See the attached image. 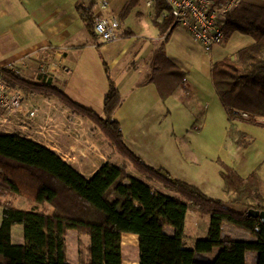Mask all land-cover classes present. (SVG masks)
Wrapping results in <instances>:
<instances>
[{
  "label": "trees",
  "instance_id": "trees-1",
  "mask_svg": "<svg viewBox=\"0 0 264 264\" xmlns=\"http://www.w3.org/2000/svg\"><path fill=\"white\" fill-rule=\"evenodd\" d=\"M143 1L126 0L117 16L120 24ZM78 11L92 36L100 39L93 7L80 4ZM151 12L162 42L141 84L155 83L162 100L180 92H184L180 99L187 98L189 91L182 88L187 74L166 55V43L177 27L171 7L166 0H154ZM164 12L167 17L159 21ZM223 29L225 40L234 32L253 38L251 44L211 67L216 95L227 113L228 140L232 146L244 148L250 135L237 122L264 118V7L240 1L227 12ZM133 35L132 30L124 29V37ZM17 70L0 67V79L28 94L54 98L73 114L88 119L141 177L130 173L126 165L106 162L87 178L36 140L0 131V264H69L65 237L70 231L89 239L88 260L80 258L77 264H122L121 252L109 246L113 232L137 236L139 264H247L248 252L255 253L256 264H264V223L247 214L249 209L264 211L262 164L244 178L219 159L227 200L211 197L166 168L148 164L126 145L121 123L114 118L122 95L107 66L109 91L103 114L76 102L57 85L27 78ZM153 182L175 195L157 190ZM14 196L26 198L32 207L17 205ZM189 211L254 236L189 239L185 234ZM15 225L23 226V243L12 241Z\"/></svg>",
  "mask_w": 264,
  "mask_h": 264
},
{
  "label": "crops",
  "instance_id": "crops-1",
  "mask_svg": "<svg viewBox=\"0 0 264 264\" xmlns=\"http://www.w3.org/2000/svg\"><path fill=\"white\" fill-rule=\"evenodd\" d=\"M125 1L0 0V67H18L23 76L38 82L55 84L76 102L93 109L98 114H103L104 100L109 91L107 66L122 95V103L115 111L114 118L121 123L126 145L148 164L164 167L173 176L196 185L207 195L227 200L222 188L221 166L218 163L209 165L211 174L207 177L204 170L208 168L204 165H188L189 160L184 159L177 141L173 118L177 117L180 126L183 115L187 118H195V121L200 118L201 121L197 122H201V128L199 127L198 130L203 132L208 128L215 112L221 115L223 112L224 117L223 115V118L219 117L223 119L224 137L228 141V145L224 143L223 148L228 146L233 152L244 149L246 153L237 159L231 157L229 153L228 160H224L225 163L237 169L244 178L258 166L255 164L256 161L262 163L264 118H256L254 122L238 121V127L250 135V143L244 148L233 147L227 137L229 127L227 113L216 95L211 78V67L214 62L227 55H234L239 49L251 44L253 38L250 35L234 32L223 44L214 46L210 51H206L200 44L202 49L200 53L192 45H185L182 38L183 31L179 33L177 26L166 43V55L187 74L185 78H188L189 82L187 86L182 82V88L189 91V97L180 99V95H184V92H180V95L162 100L155 83L141 84L150 71L154 53L162 42L146 0L132 11L123 24H120L119 38L113 42L94 38L78 11V5L84 4L93 7L98 18L118 16ZM240 1L264 7V0ZM146 15L152 19L154 27H148L147 32L139 25V28L135 27L134 22L131 21V18H134L137 19L135 22L137 23ZM125 28L132 30L134 35L124 37ZM233 36H236L237 42L245 41V46L234 52H226L227 41ZM114 42H119L117 47L113 45ZM127 54L128 60L121 65L122 58ZM47 58L50 59L46 60ZM42 65L48 67L45 76L40 73ZM114 69L117 70L118 76L113 75ZM132 76L135 78L127 82ZM124 86L127 87L126 91ZM28 95L33 98L35 106L39 107H33L37 109L36 116L27 119L30 121L27 123L22 114H16L18 121L15 127L20 132H7L36 140L56 152L87 178L106 162L120 163L117 153L109 146L105 136L95 129L88 119L73 114L54 98ZM186 131H189L188 127ZM190 166H195L193 172H190ZM128 171L139 176L129 168ZM262 177L264 179V169ZM170 191L163 192L175 195ZM189 212L186 217V236H188L186 229ZM195 218L196 230L203 233L202 221L207 219L199 216ZM121 234V238L123 236L134 238L138 247V238L135 234ZM233 234L223 235L233 238L244 235L240 232ZM253 236V233L248 235L249 238ZM200 238L208 237H192V239ZM122 257V264H139V255L133 262H129L127 257ZM246 260L247 264H256L255 253L248 252Z\"/></svg>",
  "mask_w": 264,
  "mask_h": 264
},
{
  "label": "rangeland",
  "instance_id": "rangeland-1",
  "mask_svg": "<svg viewBox=\"0 0 264 264\" xmlns=\"http://www.w3.org/2000/svg\"><path fill=\"white\" fill-rule=\"evenodd\" d=\"M137 19L131 18V21L134 22V26L137 28H141L143 31L147 32V28H154L152 19L146 15L144 19L138 20ZM139 25V27H138ZM179 27V33L183 31L182 38L185 41V45H192V47H195L198 52L202 53V49L199 46L200 44L197 43L191 36V34L187 31V29L183 26H178ZM181 35V34H179ZM119 42H114L113 45L117 47ZM245 46V41L244 42H237L236 41V36H233L231 39L227 41L226 44V52H234L238 48H241ZM182 50V49H181ZM129 58V55L127 54L124 58H122L121 65H123L124 62H126ZM118 72L116 69H114L113 75H117ZM135 78V76L129 77L127 79V82H130L131 79ZM124 90H127V87L124 86ZM26 93V92H25ZM30 100V102H28ZM25 101L28 103L29 107H35L39 108L38 106H35V103L33 101V98L29 96L27 93L25 94ZM218 103V102H217ZM31 104V105H30ZM34 104V106H32ZM221 105V104H220ZM220 109H222L220 106ZM37 110V109H36ZM39 113V112H38ZM222 115L224 117V114L222 112ZM220 113L215 112L214 116L210 119V124L208 128L203 131L199 132L200 130L195 129L194 124L199 126L201 128V119L196 120L195 118H187L186 116H181V126L180 123L177 120V117L174 116L173 118V123L175 125V129L177 132V141L180 146V150L182 152V155L185 160L188 161V165H204L205 168H208L205 171L206 176L209 177L211 172L209 165H217L218 160L226 161L229 158V153L231 157H235L236 159L239 157H242V155H246L244 152V149H241L239 151H232L229 150L228 146L226 148H223L224 143L228 145L227 138L224 137V131H223V119ZM16 115H12L7 117V121L5 123L0 122V131H16L17 133L20 131H17L15 127L16 121H18ZM220 116V117H219ZM222 117V118H223ZM38 118V117H37ZM26 122L29 123L30 121H27L28 118H25ZM169 124V123H168ZM195 125V126H196ZM186 127H188L189 131H186ZM234 147V146H233ZM118 161H120L119 164L121 165H127V167L133 171L134 173L138 174L137 171L132 167V164L123 158L120 154H116ZM224 161V162H225ZM259 161H256L255 164H262V169H261V175L262 171L264 169V161L262 163H258ZM219 164V163H218ZM203 167V168H204ZM195 166H190V172H193V169ZM139 175V174H138ZM138 177H141L140 175ZM153 187L156 188L157 190H162L167 193H169V190L164 188L162 184L158 183H152ZM171 192V191H170ZM14 202L21 206L22 208H30L32 207V203L28 202L26 198L24 197H19V196H14L12 198ZM194 215V216H191ZM204 217L202 224L204 225V230L202 231L203 233H200V231H197L195 228V217ZM0 221H1V209H0ZM186 232L188 236H186L189 239H192V237H208L211 239H217L220 238L223 234H233L240 232L243 235V237L239 238H244L248 237L250 233L246 232L243 229H240L236 226H233L229 223L223 222L221 220L215 219L211 216H202L201 214L197 212H189V216L187 218V229ZM254 234V233H253ZM121 233L120 232H113L109 236V246L110 247H115L117 250L122 252V256L127 257L129 262H133L136 260L137 255H139V250L137 247V242L135 241L134 238H129L126 236H123L121 238ZM234 235V234H233ZM238 237V236H237ZM235 237V238H237ZM66 244H67V256H68V263L69 264H77L80 260V258H83L84 260H88L89 257V252H88V245H89V239L88 236L86 235H79L75 231H70L66 237ZM12 241L13 243H23L24 242V235H23V226L22 225H15L13 230H12ZM216 251L212 254L215 255ZM251 255V254H250ZM251 259L249 258V261Z\"/></svg>",
  "mask_w": 264,
  "mask_h": 264
},
{
  "label": "built area",
  "instance_id": "built-area-1",
  "mask_svg": "<svg viewBox=\"0 0 264 264\" xmlns=\"http://www.w3.org/2000/svg\"><path fill=\"white\" fill-rule=\"evenodd\" d=\"M171 7L174 25L183 26L191 34L192 38L202 45L206 51L214 46L221 45L225 41L223 23L227 12L232 10L240 0H166ZM154 0H146L151 8ZM164 12L158 19L166 18ZM120 22L117 16L100 17L95 24V31L100 39L113 42L119 38ZM47 58L46 60H49ZM16 71L18 67H12ZM19 69V68H18ZM48 67L42 65L40 73L45 76ZM188 78L183 83L187 86ZM37 110L29 107L25 101V92L16 86H11L0 79V122L5 123L7 117L22 114L25 118L32 119ZM247 116V113H244ZM198 129L199 126H194Z\"/></svg>",
  "mask_w": 264,
  "mask_h": 264
},
{
  "label": "water",
  "instance_id": "water-1",
  "mask_svg": "<svg viewBox=\"0 0 264 264\" xmlns=\"http://www.w3.org/2000/svg\"><path fill=\"white\" fill-rule=\"evenodd\" d=\"M247 214L255 218H260L261 221L264 223V211H260L257 209H249Z\"/></svg>",
  "mask_w": 264,
  "mask_h": 264
}]
</instances>
